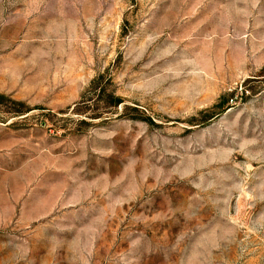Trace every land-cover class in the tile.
Returning a JSON list of instances; mask_svg holds the SVG:
<instances>
[{
    "label": "rangeland",
    "instance_id": "rangeland-1",
    "mask_svg": "<svg viewBox=\"0 0 264 264\" xmlns=\"http://www.w3.org/2000/svg\"><path fill=\"white\" fill-rule=\"evenodd\" d=\"M0 264H264V0H0Z\"/></svg>",
    "mask_w": 264,
    "mask_h": 264
}]
</instances>
